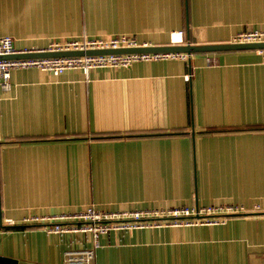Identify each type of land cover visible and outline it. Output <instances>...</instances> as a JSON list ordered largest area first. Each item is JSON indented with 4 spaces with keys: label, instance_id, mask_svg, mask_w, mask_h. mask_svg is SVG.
Wrapping results in <instances>:
<instances>
[{
    "label": "crops",
    "instance_id": "crops-1",
    "mask_svg": "<svg viewBox=\"0 0 264 264\" xmlns=\"http://www.w3.org/2000/svg\"><path fill=\"white\" fill-rule=\"evenodd\" d=\"M254 30L264 31V0H0V37L19 50L82 36L168 46L180 33L185 44L221 45ZM11 84L0 88V258L9 262L0 264H63L70 248L91 247L89 237L51 234L44 222L90 206H264L258 51L88 76L21 69ZM100 244L94 264H264V214L111 232Z\"/></svg>",
    "mask_w": 264,
    "mask_h": 264
},
{
    "label": "built area",
    "instance_id": "built-area-1",
    "mask_svg": "<svg viewBox=\"0 0 264 264\" xmlns=\"http://www.w3.org/2000/svg\"><path fill=\"white\" fill-rule=\"evenodd\" d=\"M174 44H185L182 33ZM235 44L264 43V31L254 30L237 34ZM147 46V45H145ZM141 47L135 38L114 36L55 41L42 50H19L15 41L9 36L0 37V57L29 54L35 52H72L89 50H118ZM264 58V50L258 51ZM186 54H129L98 55L83 57H63L52 59L0 60V88L11 90V77L15 70L35 68L54 76H61L68 71H81L86 76L95 69L128 68L136 62L164 59L188 60ZM190 79V76L187 77ZM264 214V206L254 203L251 206L237 204H220L197 208L152 209L138 211L110 212L101 211L94 206L75 213L44 220L46 230L51 234H81L92 240L91 247L70 248L64 254L63 264H94L96 251L100 248V238L111 232H126L148 228L194 227L224 224L235 215ZM37 222L39 220H33ZM7 224H11L8 222Z\"/></svg>",
    "mask_w": 264,
    "mask_h": 264
},
{
    "label": "water",
    "instance_id": "water-1",
    "mask_svg": "<svg viewBox=\"0 0 264 264\" xmlns=\"http://www.w3.org/2000/svg\"><path fill=\"white\" fill-rule=\"evenodd\" d=\"M244 50H264V43L258 44H221V45H193L187 44H171L168 46H141L138 48L118 49V50H89V51H72V52H35L22 55H14L0 57V60H26V59H52L63 57H83L98 55H129V54H193L201 53H218L228 51H244ZM0 262H8L0 258ZM9 263V262H8Z\"/></svg>",
    "mask_w": 264,
    "mask_h": 264
}]
</instances>
